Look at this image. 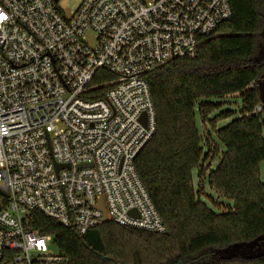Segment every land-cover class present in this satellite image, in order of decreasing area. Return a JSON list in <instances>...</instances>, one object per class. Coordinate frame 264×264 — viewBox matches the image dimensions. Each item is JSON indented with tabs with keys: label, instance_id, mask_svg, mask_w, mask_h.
Returning a JSON list of instances; mask_svg holds the SVG:
<instances>
[{
	"label": "built area",
	"instance_id": "built-area-1",
	"mask_svg": "<svg viewBox=\"0 0 264 264\" xmlns=\"http://www.w3.org/2000/svg\"><path fill=\"white\" fill-rule=\"evenodd\" d=\"M62 1L0 0V264L57 260L32 213L81 235L167 232L135 168L155 131L144 75L193 60L232 16L228 0ZM100 70L115 79L92 86Z\"/></svg>",
	"mask_w": 264,
	"mask_h": 264
},
{
	"label": "trees",
	"instance_id": "trees-1",
	"mask_svg": "<svg viewBox=\"0 0 264 264\" xmlns=\"http://www.w3.org/2000/svg\"><path fill=\"white\" fill-rule=\"evenodd\" d=\"M228 2L230 20L200 42L193 60L163 63L144 75L155 131L135 168L167 232L107 221L81 235L32 213L30 227L52 236L53 264H264V257L212 258L216 249L264 234V116L252 114L259 102L254 85L264 74V61H255L264 42V0ZM114 79L100 70L91 85ZM228 99L241 102L237 115L218 113ZM205 187L232 205L212 211L203 202Z\"/></svg>",
	"mask_w": 264,
	"mask_h": 264
},
{
	"label": "water",
	"instance_id": "water-1",
	"mask_svg": "<svg viewBox=\"0 0 264 264\" xmlns=\"http://www.w3.org/2000/svg\"><path fill=\"white\" fill-rule=\"evenodd\" d=\"M260 51L255 57V61L260 62L263 47L259 45ZM258 91V98L264 109V74L255 83ZM140 121L146 125V118L142 116ZM58 168V166H56ZM1 194V193H0ZM133 214V211L130 212ZM264 257V234L248 242H237L226 247L219 248L213 251L214 260L216 261H230L233 259L241 260H255Z\"/></svg>",
	"mask_w": 264,
	"mask_h": 264
},
{
	"label": "rangeland",
	"instance_id": "rangeland-1",
	"mask_svg": "<svg viewBox=\"0 0 264 264\" xmlns=\"http://www.w3.org/2000/svg\"><path fill=\"white\" fill-rule=\"evenodd\" d=\"M76 1L75 0H64L61 2L60 6L63 8V9H67L69 8L72 4H75ZM222 31V30H221ZM87 36H88V40H89V43L91 44V46H93V39H92V35L91 33H87ZM263 38H264V35H263ZM260 45L263 47V50H262V55H261V60L260 61H264V42L261 41L260 42ZM260 51V48L258 50V53ZM257 53V55H258ZM222 100H216V99H212L211 102H221ZM223 102V101H222ZM240 101L239 100H233V99H228V100H225V104L222 106V108L220 109V112H224V111H233L236 113H238V108L240 106ZM232 119H228V120H225V121H222L218 124V129H221L222 127H224L226 124H228ZM197 124L199 125V120L197 118ZM193 180L195 182L196 180V177H195V174L193 175ZM204 197H203V202L212 210V211H221V209L223 208H228L229 206H231L232 204L226 200H224L223 198H219L217 197L215 194H213L207 187L204 188ZM206 194V195H205ZM213 202H212V200ZM214 204H219L220 208H216L214 207ZM54 251L56 252V249H54Z\"/></svg>",
	"mask_w": 264,
	"mask_h": 264
},
{
	"label": "flooded vegetation",
	"instance_id": "flooded-vegetation-1",
	"mask_svg": "<svg viewBox=\"0 0 264 264\" xmlns=\"http://www.w3.org/2000/svg\"><path fill=\"white\" fill-rule=\"evenodd\" d=\"M260 62H262V61H260ZM263 65H264V62H263Z\"/></svg>",
	"mask_w": 264,
	"mask_h": 264
}]
</instances>
